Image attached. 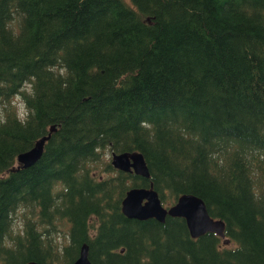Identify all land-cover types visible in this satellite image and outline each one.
<instances>
[{"label": "trees", "instance_id": "trees-1", "mask_svg": "<svg viewBox=\"0 0 264 264\" xmlns=\"http://www.w3.org/2000/svg\"><path fill=\"white\" fill-rule=\"evenodd\" d=\"M0 104V264H71L84 242L93 264H264V0H0ZM150 183L164 206L202 199L224 237L125 216Z\"/></svg>", "mask_w": 264, "mask_h": 264}, {"label": "water", "instance_id": "water-1", "mask_svg": "<svg viewBox=\"0 0 264 264\" xmlns=\"http://www.w3.org/2000/svg\"><path fill=\"white\" fill-rule=\"evenodd\" d=\"M55 131L56 127L51 126L48 134L37 140L31 149L18 154L17 169H27L36 164L42 157L45 143L49 141L51 134ZM111 165L120 172L132 173L144 179L150 178L141 153H113ZM121 211L125 216L138 220L154 218L159 222H164L167 216L180 217L185 220L190 236L193 238L207 232L224 237V222L210 216L202 199L194 195L184 194L179 196L173 205L164 206L152 183L148 187L129 189L121 202ZM23 264L40 263L29 260ZM71 264H93L89 259V247L86 242L80 246L79 255Z\"/></svg>", "mask_w": 264, "mask_h": 264}, {"label": "rangeland", "instance_id": "rangeland-1", "mask_svg": "<svg viewBox=\"0 0 264 264\" xmlns=\"http://www.w3.org/2000/svg\"><path fill=\"white\" fill-rule=\"evenodd\" d=\"M11 105L15 109V111L17 112V115H18L19 119H22L23 116L25 115V108L23 106L21 98L18 97V96L13 98L11 100ZM3 119H4V116H3L2 105L0 104V122L3 121ZM108 161L111 162V155H110L109 152L106 154V156H104V162H108ZM20 216H22V211L18 212L16 221H15V224L17 225V227L21 226V221L19 219ZM61 228H62L61 232H59L58 234H54L55 240L57 242H59V244H58L59 245V249L62 248V246L64 244V241H65V237H64V229H65V227H61Z\"/></svg>", "mask_w": 264, "mask_h": 264}]
</instances>
